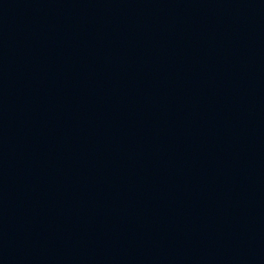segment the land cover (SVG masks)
I'll list each match as a JSON object with an SVG mask.
<instances>
[{
	"label": "water",
	"instance_id": "water-1",
	"mask_svg": "<svg viewBox=\"0 0 264 264\" xmlns=\"http://www.w3.org/2000/svg\"><path fill=\"white\" fill-rule=\"evenodd\" d=\"M0 264H264V0H0Z\"/></svg>",
	"mask_w": 264,
	"mask_h": 264
}]
</instances>
